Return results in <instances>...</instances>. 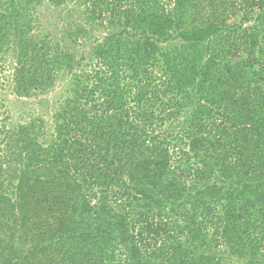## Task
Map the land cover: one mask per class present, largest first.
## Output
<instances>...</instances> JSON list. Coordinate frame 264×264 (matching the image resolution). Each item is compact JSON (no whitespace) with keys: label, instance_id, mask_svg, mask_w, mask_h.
Wrapping results in <instances>:
<instances>
[{"label":"trees","instance_id":"trees-1","mask_svg":"<svg viewBox=\"0 0 264 264\" xmlns=\"http://www.w3.org/2000/svg\"><path fill=\"white\" fill-rule=\"evenodd\" d=\"M10 51L21 96L72 76L52 129L0 101V264H264V0H0Z\"/></svg>","mask_w":264,"mask_h":264},{"label":"rangeland","instance_id":"rangeland-1","mask_svg":"<svg viewBox=\"0 0 264 264\" xmlns=\"http://www.w3.org/2000/svg\"><path fill=\"white\" fill-rule=\"evenodd\" d=\"M70 5L73 6L72 4L57 5L49 1L43 2L39 12L40 22L45 33H50L53 37L67 43L71 40L70 36H73L74 31L78 29V23L87 27L88 32L85 37H80L77 42H69L75 50L76 58L80 59L81 55L86 58L92 42L102 39L104 32L98 28H92V25L90 26L86 20L80 18L75 7L72 8ZM6 56V59L0 62V101L5 104L11 123L15 125L39 116L44 120L45 126L52 129L58 104L70 92L69 82L72 72L63 71L55 84L45 92L32 96H21L14 88L13 68L16 60L13 51Z\"/></svg>","mask_w":264,"mask_h":264}]
</instances>
